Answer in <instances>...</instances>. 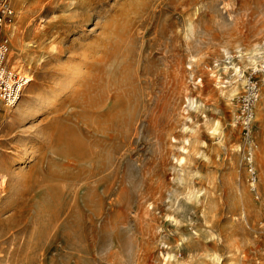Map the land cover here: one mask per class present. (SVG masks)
Listing matches in <instances>:
<instances>
[{"label": "rangeland", "instance_id": "rangeland-1", "mask_svg": "<svg viewBox=\"0 0 264 264\" xmlns=\"http://www.w3.org/2000/svg\"><path fill=\"white\" fill-rule=\"evenodd\" d=\"M14 5L0 264H264V0Z\"/></svg>", "mask_w": 264, "mask_h": 264}, {"label": "built area", "instance_id": "built-area-1", "mask_svg": "<svg viewBox=\"0 0 264 264\" xmlns=\"http://www.w3.org/2000/svg\"><path fill=\"white\" fill-rule=\"evenodd\" d=\"M15 0H0V105H16L30 82L27 75L9 63L11 49L10 27L16 18ZM260 95L258 80L248 79L246 90L240 99L237 122L246 142L252 141L255 105ZM254 172V171H253Z\"/></svg>", "mask_w": 264, "mask_h": 264}, {"label": "bare ground", "instance_id": "bare-ground-1", "mask_svg": "<svg viewBox=\"0 0 264 264\" xmlns=\"http://www.w3.org/2000/svg\"><path fill=\"white\" fill-rule=\"evenodd\" d=\"M13 35L15 36V34H13ZM256 47H257V46H256ZM260 52H261V51H260ZM260 52H258V53H260ZM253 53H254V51H253ZM253 53H252L251 56L248 57V59H249L248 62H250V63H252V64H255V63H257V62H256L257 60H256L255 55H253ZM250 54H251V52H250ZM261 54H262V53H261ZM257 55H258V54H257ZM261 59H262V58H261ZM258 61H259V60H258ZM260 64H264V62H262V63L260 62ZM246 65H247V64H246ZM234 71H236V72L238 71V72H239V67H236V66H235V67H234ZM238 74H239V73H238ZM235 90H236V89L234 88V89H233V93L236 92ZM3 181H4V180H3V178H2V182H3Z\"/></svg>", "mask_w": 264, "mask_h": 264}]
</instances>
